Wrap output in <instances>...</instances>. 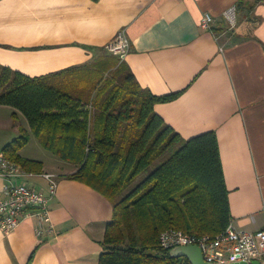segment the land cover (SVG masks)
Wrapping results in <instances>:
<instances>
[{"label": "crops", "instance_id": "1", "mask_svg": "<svg viewBox=\"0 0 264 264\" xmlns=\"http://www.w3.org/2000/svg\"><path fill=\"white\" fill-rule=\"evenodd\" d=\"M234 6L231 28L225 13ZM207 13L212 30L202 28ZM121 31L131 40L125 61L140 85L159 96L180 93L155 105L165 123L185 140L217 133L233 225L263 230L264 0H0V64L45 77L93 62ZM14 112L0 106L7 118L0 122V155L21 128L30 129ZM48 154L29 159L60 175L51 223L42 236L33 218L9 235L0 229V264H29L33 253L31 264H99L114 203L67 177L77 169ZM31 174L22 181L49 192L47 181ZM4 184L0 176V196Z\"/></svg>", "mask_w": 264, "mask_h": 264}, {"label": "trees", "instance_id": "2", "mask_svg": "<svg viewBox=\"0 0 264 264\" xmlns=\"http://www.w3.org/2000/svg\"><path fill=\"white\" fill-rule=\"evenodd\" d=\"M102 51L93 62L41 78L0 64V106L23 114L30 127L2 153L28 173H43V162L21 154L34 136L77 169L67 177L114 203L99 264H192L173 257L161 235L215 238L230 225L218 135L183 139L154 110L180 93L153 94L125 60Z\"/></svg>", "mask_w": 264, "mask_h": 264}, {"label": "built area", "instance_id": "3", "mask_svg": "<svg viewBox=\"0 0 264 264\" xmlns=\"http://www.w3.org/2000/svg\"><path fill=\"white\" fill-rule=\"evenodd\" d=\"M231 28L237 25V8L231 7L225 13ZM214 17L207 13L203 17L202 28L212 30ZM131 40L125 31H121L107 45L109 54L125 59L131 51ZM33 174L24 171L20 166L0 155V176L5 180L0 196V229L5 234L15 231L28 218L37 220L36 232L42 236L47 224L51 223L50 202L56 196L59 182L52 173H41L47 183L49 192L36 189L27 182H18ZM161 245L165 249L179 246L197 245L202 249L204 258L213 264H230L260 261L264 264V229L256 233L238 230L231 222L225 232L213 238L197 237L182 231L168 230L161 235Z\"/></svg>", "mask_w": 264, "mask_h": 264}, {"label": "water", "instance_id": "4", "mask_svg": "<svg viewBox=\"0 0 264 264\" xmlns=\"http://www.w3.org/2000/svg\"><path fill=\"white\" fill-rule=\"evenodd\" d=\"M173 257H186L192 264H213L205 260L202 249L197 245L179 246L171 250ZM230 264H249L247 262L230 263ZM252 264H263L260 261H254Z\"/></svg>", "mask_w": 264, "mask_h": 264}, {"label": "rangeland", "instance_id": "5", "mask_svg": "<svg viewBox=\"0 0 264 264\" xmlns=\"http://www.w3.org/2000/svg\"><path fill=\"white\" fill-rule=\"evenodd\" d=\"M246 1H250L251 3H253L255 0H246ZM0 122H3V124H6L7 122V118L5 115H0ZM11 134V133H10ZM10 134H9V138H10ZM20 136V135H19ZM18 136V138H19ZM35 139V137H34ZM25 149V150H24ZM22 155L25 158H44V155L48 154V151L44 149V147L40 144V142L38 140H33L31 143H29L25 148H24ZM50 153V152H49ZM51 154V153H50ZM49 155V154H48ZM71 167V166H70ZM73 167V166H72ZM155 168V166H154ZM59 170V169H57ZM69 169H65V171H63L62 169L59 171H62V174L64 175V173H68L66 172ZM58 172V171H57ZM52 173V172H51ZM52 174L56 175V177H59L60 175H58L59 173L53 172ZM72 174H69L67 176H71ZM146 174H143L140 177V180H142L143 178H145ZM22 181V180H21ZM24 182V181H22ZM21 183V182H20Z\"/></svg>", "mask_w": 264, "mask_h": 264}, {"label": "bare ground", "instance_id": "6", "mask_svg": "<svg viewBox=\"0 0 264 264\" xmlns=\"http://www.w3.org/2000/svg\"><path fill=\"white\" fill-rule=\"evenodd\" d=\"M237 8V7H236ZM112 55V54H111ZM115 56V55H114ZM123 60H125V59H123Z\"/></svg>", "mask_w": 264, "mask_h": 264}]
</instances>
